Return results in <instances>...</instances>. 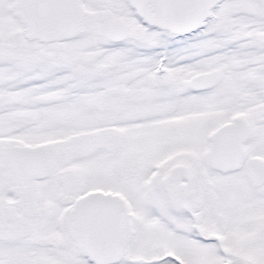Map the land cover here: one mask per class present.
<instances>
[{
  "label": "snow or ice",
  "instance_id": "obj_1",
  "mask_svg": "<svg viewBox=\"0 0 264 264\" xmlns=\"http://www.w3.org/2000/svg\"><path fill=\"white\" fill-rule=\"evenodd\" d=\"M0 264H264V0H0Z\"/></svg>",
  "mask_w": 264,
  "mask_h": 264
}]
</instances>
